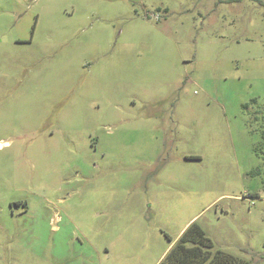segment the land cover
<instances>
[{
  "label": "rangeland",
  "instance_id": "1",
  "mask_svg": "<svg viewBox=\"0 0 264 264\" xmlns=\"http://www.w3.org/2000/svg\"><path fill=\"white\" fill-rule=\"evenodd\" d=\"M192 222L264 264V0H0V264H158Z\"/></svg>",
  "mask_w": 264,
  "mask_h": 264
},
{
  "label": "trees",
  "instance_id": "2",
  "mask_svg": "<svg viewBox=\"0 0 264 264\" xmlns=\"http://www.w3.org/2000/svg\"><path fill=\"white\" fill-rule=\"evenodd\" d=\"M170 240V239H169ZM158 264H250L213 248L210 239L192 222L168 248Z\"/></svg>",
  "mask_w": 264,
  "mask_h": 264
}]
</instances>
